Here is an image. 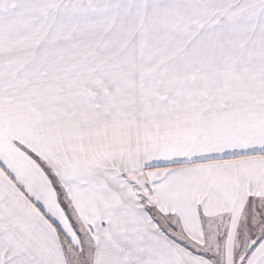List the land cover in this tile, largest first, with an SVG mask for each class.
<instances>
[{
    "label": "snow or ice",
    "instance_id": "snow-or-ice-1",
    "mask_svg": "<svg viewBox=\"0 0 264 264\" xmlns=\"http://www.w3.org/2000/svg\"><path fill=\"white\" fill-rule=\"evenodd\" d=\"M0 264H264V0H0Z\"/></svg>",
    "mask_w": 264,
    "mask_h": 264
}]
</instances>
